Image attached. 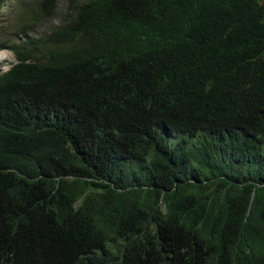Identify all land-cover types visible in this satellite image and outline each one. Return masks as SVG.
Returning a JSON list of instances; mask_svg holds the SVG:
<instances>
[{
	"label": "trees",
	"instance_id": "16d2710c",
	"mask_svg": "<svg viewBox=\"0 0 264 264\" xmlns=\"http://www.w3.org/2000/svg\"><path fill=\"white\" fill-rule=\"evenodd\" d=\"M65 1L0 72V264H264V0Z\"/></svg>",
	"mask_w": 264,
	"mask_h": 264
},
{
	"label": "rangeland",
	"instance_id": "374dc122",
	"mask_svg": "<svg viewBox=\"0 0 264 264\" xmlns=\"http://www.w3.org/2000/svg\"><path fill=\"white\" fill-rule=\"evenodd\" d=\"M39 1L8 0L0 10V42L4 39H7L10 44L20 42L22 49H30L37 58L41 56V52L36 50L38 44L32 40L25 41L26 35L34 39L43 38L48 30L60 23L66 6L65 0H59L53 18L42 20L38 9ZM24 32L27 34L25 35ZM1 52L3 54L0 55V69L7 70L12 63L16 62L15 54L10 50Z\"/></svg>",
	"mask_w": 264,
	"mask_h": 264
},
{
	"label": "clouds",
	"instance_id": "9594fccd",
	"mask_svg": "<svg viewBox=\"0 0 264 264\" xmlns=\"http://www.w3.org/2000/svg\"><path fill=\"white\" fill-rule=\"evenodd\" d=\"M8 0H3L1 3H0V10L5 6V4L7 3ZM56 8V7H55ZM38 9H39V12H40V17L42 20L44 19H49L51 20L53 18V15L50 17V18H46L45 15H46V11L45 9H43L41 6L39 7L38 5ZM65 11V10H64ZM54 12H55V9H54ZM62 18V17H61ZM37 20V18L35 19ZM61 23V21H60ZM59 23V24H60ZM57 24V25H59ZM55 25V26H57ZM54 26V27H55ZM53 28V27H52ZM51 28V29H52ZM50 29V30H51ZM48 30V32L50 31ZM47 32V33H48ZM46 33V34H47ZM24 34L26 35L27 33L24 32ZM26 39L25 41L29 40V39H33V40H36L34 39L32 36H29L28 34L26 35ZM46 36V35H45ZM45 36L43 38H37L40 40V43L45 39ZM30 41V40H29ZM39 43V44H40ZM38 44V43H37ZM38 44V45H39ZM51 46H53V44H50ZM20 46V47H18ZM38 47V46H37ZM20 48V49H19ZM2 50H10L12 51L14 54H15V58H16V62L15 63H18L19 62V57L17 55V50H22V44H20V42H17V44H10L9 42H7V39H4L0 42V53L3 54L1 51ZM38 50V49H36ZM31 51V50H30ZM4 56V55H3ZM33 57V56H32ZM3 58V57H2ZM1 58V59H2ZM34 58V57H33ZM35 60V59H34ZM36 61V60H35ZM15 63H12L10 68L15 64ZM10 68H8L7 70H1L0 69V72H6L8 71ZM194 137H190L188 136V139H186V142L187 143H190L191 141L190 140H193ZM183 142L184 139H183V134H179L177 132H172L168 135H165V140L163 139V143H164V150H165V159H166V163H167V166L172 168V169H176L178 167L180 168H186L190 165V162H189V156L191 154V151L190 149L188 148H183ZM109 170L110 171H116L117 172V169L121 166H124L125 168H127L128 166H126V163H116V162H113V161H109L106 163ZM162 194H163V191L161 192L160 196H159V203L163 206L164 205V200H163V197H162Z\"/></svg>",
	"mask_w": 264,
	"mask_h": 264
},
{
	"label": "bare ground",
	"instance_id": "6f19581e",
	"mask_svg": "<svg viewBox=\"0 0 264 264\" xmlns=\"http://www.w3.org/2000/svg\"><path fill=\"white\" fill-rule=\"evenodd\" d=\"M0 55H1V53H0ZM183 148H188V147L186 146L185 142H183Z\"/></svg>",
	"mask_w": 264,
	"mask_h": 264
}]
</instances>
